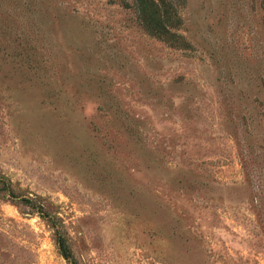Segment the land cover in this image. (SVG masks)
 <instances>
[{
  "label": "rangeland",
  "instance_id": "rangeland-1",
  "mask_svg": "<svg viewBox=\"0 0 264 264\" xmlns=\"http://www.w3.org/2000/svg\"><path fill=\"white\" fill-rule=\"evenodd\" d=\"M154 3L0 0V264H264V0Z\"/></svg>",
  "mask_w": 264,
  "mask_h": 264
},
{
  "label": "trees",
  "instance_id": "trees-1",
  "mask_svg": "<svg viewBox=\"0 0 264 264\" xmlns=\"http://www.w3.org/2000/svg\"><path fill=\"white\" fill-rule=\"evenodd\" d=\"M137 1V6L139 10V14L141 16L142 22L145 24V26L148 28L147 30L153 34L157 35H166L168 32L166 31V25H164V22L167 19H163V17L160 19L158 17H155L152 11L155 9L156 13L159 9V4H155L154 0H135ZM160 1V0H159ZM174 38V36L172 37ZM177 39H180L179 36H177ZM8 183L0 178V194L1 193H10V189H8ZM56 243L58 244V247L60 251L62 252L63 256L70 261L71 255L70 251L66 247V243L62 241L61 236L58 234L56 236Z\"/></svg>",
  "mask_w": 264,
  "mask_h": 264
}]
</instances>
